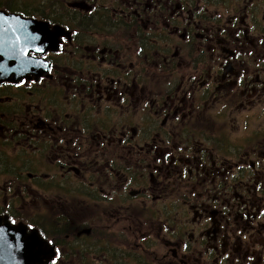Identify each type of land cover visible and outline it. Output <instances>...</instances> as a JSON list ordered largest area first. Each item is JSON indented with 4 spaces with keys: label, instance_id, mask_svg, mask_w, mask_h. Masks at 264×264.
Here are the masks:
<instances>
[{
    "label": "flooded vegetation",
    "instance_id": "obj_1",
    "mask_svg": "<svg viewBox=\"0 0 264 264\" xmlns=\"http://www.w3.org/2000/svg\"><path fill=\"white\" fill-rule=\"evenodd\" d=\"M257 5L42 0L66 33L43 75L0 83V218L40 233L44 264H264ZM209 79L233 84L221 112Z\"/></svg>",
    "mask_w": 264,
    "mask_h": 264
},
{
    "label": "water",
    "instance_id": "obj_2",
    "mask_svg": "<svg viewBox=\"0 0 264 264\" xmlns=\"http://www.w3.org/2000/svg\"><path fill=\"white\" fill-rule=\"evenodd\" d=\"M48 24L33 17L0 10V83L28 78V73L36 77L45 73L43 59L30 55V52L45 54L49 50L57 51L58 37L66 33L59 27L51 29ZM23 230L0 221V264H44L46 253L53 254L52 247L47 248L41 242L34 246L40 249L37 258L29 257L35 253L34 247L30 248L34 237Z\"/></svg>",
    "mask_w": 264,
    "mask_h": 264
},
{
    "label": "rangeland",
    "instance_id": "obj_3",
    "mask_svg": "<svg viewBox=\"0 0 264 264\" xmlns=\"http://www.w3.org/2000/svg\"><path fill=\"white\" fill-rule=\"evenodd\" d=\"M11 2L14 6L15 12H22L26 16H37L41 17V6H42V0H0V7L7 9L8 3ZM50 11V9H49ZM251 18L253 19V22L256 23V32L260 34L264 38V13H260L259 6L255 7H249L248 9ZM48 12V11H47ZM60 25V24H59ZM264 41V40H263ZM175 42V41H174ZM4 68V66H3ZM12 94V93H7ZM4 95V94H2ZM256 112L261 117L264 118V106L263 105H257L256 106ZM256 130V128H253L252 131ZM221 133H224L223 135ZM217 138L223 139L225 144L232 147V150L234 149V146L236 144L243 143L245 138H247L244 135H240V137H237L234 134V130H230L228 132H218L215 133ZM145 232V230H144Z\"/></svg>",
    "mask_w": 264,
    "mask_h": 264
},
{
    "label": "bare ground",
    "instance_id": "obj_4",
    "mask_svg": "<svg viewBox=\"0 0 264 264\" xmlns=\"http://www.w3.org/2000/svg\"><path fill=\"white\" fill-rule=\"evenodd\" d=\"M9 223V222H8ZM10 224V223H9ZM11 225V224H10ZM12 227H15V226H13V225H11ZM20 228H23L24 230H25V232H26V234H29V235H31V236H33L34 237V239L30 242V243H32V244H30V248H32V247H34L35 246V244H37V243H41L42 242V244L44 245L45 243H46V241L42 238V236L40 235V233L38 232V231H32L31 233H28L27 232V228L26 227H24V226H20ZM24 230H23V232H24ZM38 238H40L39 240H38ZM38 245V244H37ZM41 245V244H40ZM27 247V246H26ZM33 250L35 251V253L34 254H29V257H32V256H36V258H37V253L39 254L40 253V249L38 248V249H36L35 247L33 248ZM42 251V250H41ZM30 253V252H29ZM42 253V252H41Z\"/></svg>",
    "mask_w": 264,
    "mask_h": 264
},
{
    "label": "trees",
    "instance_id": "obj_5",
    "mask_svg": "<svg viewBox=\"0 0 264 264\" xmlns=\"http://www.w3.org/2000/svg\"><path fill=\"white\" fill-rule=\"evenodd\" d=\"M8 8H11V9H13L14 8V6H13V4H8V6H7Z\"/></svg>",
    "mask_w": 264,
    "mask_h": 264
}]
</instances>
